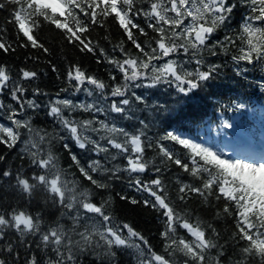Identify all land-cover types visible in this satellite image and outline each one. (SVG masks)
<instances>
[{
    "label": "snow or ice",
    "instance_id": "1",
    "mask_svg": "<svg viewBox=\"0 0 264 264\" xmlns=\"http://www.w3.org/2000/svg\"><path fill=\"white\" fill-rule=\"evenodd\" d=\"M224 81L264 94V0H0V264H264Z\"/></svg>",
    "mask_w": 264,
    "mask_h": 264
},
{
    "label": "trees",
    "instance_id": "2",
    "mask_svg": "<svg viewBox=\"0 0 264 264\" xmlns=\"http://www.w3.org/2000/svg\"><path fill=\"white\" fill-rule=\"evenodd\" d=\"M94 66V65H93ZM102 71V69H101ZM231 71V70H229ZM47 82V78H46V81ZM239 87V84H234L230 81H224L221 88L219 89V91L225 93L226 89L227 90H231L233 88H238ZM54 90V89H53ZM76 98V97H74ZM46 98H41V102H44ZM78 99H83V94H79L78 95ZM0 122H5L6 121H3L2 118H0ZM129 219L133 220L139 227L145 229V230H148V229H151L152 231H155V227H156V222L153 221L152 217L149 216V215H146V214H143V213H140V214H131L129 216Z\"/></svg>",
    "mask_w": 264,
    "mask_h": 264
}]
</instances>
